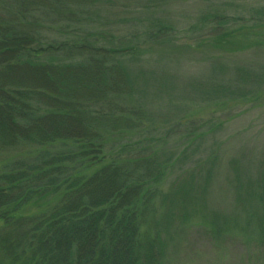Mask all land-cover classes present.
<instances>
[{
    "label": "trees",
    "instance_id": "1",
    "mask_svg": "<svg viewBox=\"0 0 264 264\" xmlns=\"http://www.w3.org/2000/svg\"><path fill=\"white\" fill-rule=\"evenodd\" d=\"M109 6L0 0V264H170L176 238L195 230L225 244L240 225L237 214L211 211L224 166L223 183L244 211L264 205V186L243 157L224 165L221 152L166 189L219 125L190 133L178 154L155 136L177 114L191 121L264 106V5L252 15L209 7L195 25L209 37L193 46L177 45L174 24L157 13L143 32L115 36L103 15ZM193 53L206 60L204 78L150 74L142 63L157 55L176 65ZM234 55L253 61L233 63ZM176 96L184 101L171 105ZM156 101L168 102L158 115Z\"/></svg>",
    "mask_w": 264,
    "mask_h": 264
},
{
    "label": "rangeland",
    "instance_id": "2",
    "mask_svg": "<svg viewBox=\"0 0 264 264\" xmlns=\"http://www.w3.org/2000/svg\"><path fill=\"white\" fill-rule=\"evenodd\" d=\"M113 2L115 6L104 9L106 15H103L105 19L114 23L115 27L109 30L112 29L115 36L128 38L132 34L143 32L151 15L157 13L174 24L173 40L180 46H193L209 37L207 29L196 28L195 25L202 13L211 6L233 14L252 15L254 8L264 5V0H113ZM193 55L182 54V61L180 59L176 65L157 55L153 59L148 55L141 62L148 73H166L176 79L204 78L205 74H202L199 64L206 60L202 55L198 56L195 53ZM233 57L235 59L230 60L233 63L244 64L253 61L250 55ZM173 101L171 105L184 100L176 96ZM167 104V101H156L152 109L156 110L155 113L158 115L166 110ZM181 118L182 115L177 114L163 126L166 131L155 134L159 144L165 142L168 148L173 149V153L178 154L185 149L189 144L186 138L192 132L202 128H205L203 129L205 131L216 125H219V131L190 149L186 158L178 163L167 181L166 189L182 178L185 175L184 171H205L212 165L218 152H221L224 165L233 157H243L244 163L251 167V178L256 181L253 183L264 186V106L242 105L221 113L206 112L191 121ZM227 178H230L228 166L215 172V184L212 188L217 202L211 205V211L219 210L228 217L237 214L239 216L237 224L240 228L232 230L234 234L230 235L231 240L228 239L225 244H218V247L200 235L199 230L192 232L183 242L181 238H176L172 245L175 251L172 253L170 264H264V229L260 231L256 219L259 220L261 217L264 220V205L255 200L253 204L250 203L252 206L248 204L247 210L244 211V205L234 200L232 188L223 183L228 181ZM249 212L256 218H250ZM246 227L251 234L244 231Z\"/></svg>",
    "mask_w": 264,
    "mask_h": 264
}]
</instances>
